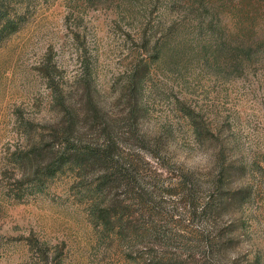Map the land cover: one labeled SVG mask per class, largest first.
Returning a JSON list of instances; mask_svg holds the SVG:
<instances>
[{
	"label": "rangeland",
	"instance_id": "374dc122",
	"mask_svg": "<svg viewBox=\"0 0 264 264\" xmlns=\"http://www.w3.org/2000/svg\"><path fill=\"white\" fill-rule=\"evenodd\" d=\"M0 1V264H264V0ZM58 120L134 191L51 172Z\"/></svg>",
	"mask_w": 264,
	"mask_h": 264
},
{
	"label": "trees",
	"instance_id": "16d2710c",
	"mask_svg": "<svg viewBox=\"0 0 264 264\" xmlns=\"http://www.w3.org/2000/svg\"><path fill=\"white\" fill-rule=\"evenodd\" d=\"M5 5V2L0 1V10L2 6ZM9 20H5V23L3 24V29H7V27L10 26ZM12 27V26H11ZM1 29V28H0ZM55 128H52L51 131V137H50V142L44 146L40 145L38 143L37 145L34 144V147L36 148H48V159L49 164L52 166L51 172L59 169L60 165L62 163H65L66 161L73 167H80L82 168L83 166L87 165H92V166H100L99 169V174L97 177L94 179L95 184H94V190L98 193L99 196L107 197L108 198V204H115V200L112 192V183L117 182L118 180L120 181L118 174L120 173L121 175L125 176V183L127 185L132 186V191L135 188L136 184L132 181L133 177V170L132 167H130V161H122L120 158H115L112 156V154L107 152V149H100L95 146H92L91 144H71L69 141V128L64 126L62 124V121L58 120L54 124ZM59 132L61 135H59ZM57 138H60V140H57ZM58 141V142H56ZM66 157L67 160L63 161V158ZM124 178V177H123ZM130 178V179H129ZM140 191V190H139ZM137 191V192H139ZM191 193V188L189 186L185 187V193ZM117 202V201H116ZM107 204L103 205H98L95 202L93 203L91 210L93 213H95L96 218L98 221L104 224V226H108L110 223V213L107 211L108 208ZM113 223L114 225H117V228L119 231H122L123 228H130L134 230V225L129 224L125 226V224L122 222V216L118 212L117 214L115 213L113 216ZM133 235L134 231H132ZM206 248H210L213 245L211 242H205L204 244ZM212 261L211 258H204L203 262L201 263H196V262H188V263H183V264H208ZM217 261V260H216ZM214 262V260H213ZM215 263V262H214ZM180 264V263H179Z\"/></svg>",
	"mask_w": 264,
	"mask_h": 264
}]
</instances>
